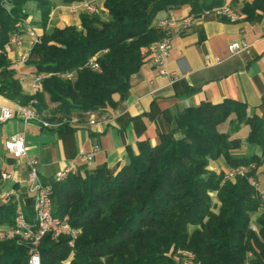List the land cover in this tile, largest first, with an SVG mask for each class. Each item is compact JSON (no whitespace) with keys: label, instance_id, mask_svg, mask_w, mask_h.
Segmentation results:
<instances>
[{"label":"trees","instance_id":"obj_1","mask_svg":"<svg viewBox=\"0 0 264 264\" xmlns=\"http://www.w3.org/2000/svg\"><path fill=\"white\" fill-rule=\"evenodd\" d=\"M29 2L39 13L36 24L43 32L30 48L27 64L31 74L45 75L41 91L31 94L23 90L22 78L5 53L16 22L28 17ZM102 3L105 18L82 12L79 26L47 30L53 0H0V94L31 106L56 124L45 128L68 132L71 125L87 124L85 112L109 113L118 106L146 60L148 46L164 33L153 25L159 11L187 4L198 15L224 0ZM263 11L264 0H249L238 13L256 22ZM93 57L97 69L89 64ZM67 72H72L69 79ZM260 106L264 107V94ZM74 110L76 116L71 115ZM46 112L48 116L43 115ZM223 123L227 128L220 130ZM175 125L159 135L156 145L138 141V153L128 149L127 162L115 172L103 164L93 169L82 164L63 181H44L51 185L52 215L67 216L80 234L73 247L66 236L54 239L45 234L38 246L41 264H64L71 251L69 264H181L178 250L191 252L199 264H245L246 252L251 251L252 262L264 264V199L247 180L264 162V112L249 114L244 103L232 99L203 102L178 113ZM242 126L249 128L245 142L258 147L259 155L233 153L242 141L232 134ZM220 157L229 167H254L247 176L224 180L221 172L207 169L210 161ZM210 192H215L217 202ZM21 199L25 218L32 220V197L22 190L19 199L0 202V226L12 224ZM260 207L256 232L250 227L251 215ZM27 257V247L14 238L0 239V264H27Z\"/></svg>","mask_w":264,"mask_h":264},{"label":"crops","instance_id":"obj_2","mask_svg":"<svg viewBox=\"0 0 264 264\" xmlns=\"http://www.w3.org/2000/svg\"><path fill=\"white\" fill-rule=\"evenodd\" d=\"M246 1L249 0H224L223 4H229L239 12ZM98 2L103 5L102 0ZM26 10L29 13L27 25L41 35L43 29L36 24L39 13L35 5L27 3ZM190 13L187 4L159 11L153 19V25L161 29L157 25L159 21L170 17L182 18ZM261 15V19L256 22H249L242 15L237 21L198 15L190 26L168 30L171 48L164 65L167 73L159 74L157 68L145 58L131 79L128 94L114 110L109 111L111 117L105 122L96 125L81 122L71 125V131L59 133L54 128L42 127L36 121L24 123L16 114L9 120L0 121V169L11 175L10 178H1L0 194L15 192L11 197L19 199L21 191L26 190V171L22 163L26 157L37 160V173L43 182L52 178L70 161L77 167L84 164L81 155L93 147L97 150L86 167L93 169L103 164L115 172L127 162L128 149L133 154L138 153V141L148 140L152 146L158 144L161 133H168L175 128L178 113L203 102L218 104L232 99L244 103L249 114L264 112V107L260 106L264 94V11ZM66 25L79 26L80 13H72L66 4L53 0L46 29ZM20 38L22 49L29 51L32 39L26 32H21ZM236 40L246 42L248 49L230 54L227 45ZM5 53L18 77L22 78L23 90L33 93L28 84L31 66L27 63L13 65L18 53L14 45L7 44ZM205 56L209 57L207 62ZM170 73H174L176 78L172 79ZM15 103L0 94V106L14 107ZM49 108L52 109V105ZM88 113L97 118L100 116L99 110ZM76 114L74 110L71 115ZM248 131V126H242L232 134V137L242 141L241 148L234 150V154H260L258 147L245 142ZM18 132L24 136L25 156L21 159H15L5 148L10 136ZM173 136L178 138L180 133H174ZM228 167L223 158L208 164V168L215 171H224ZM16 178L19 179L18 183ZM255 179L259 191L264 193V162L257 168ZM212 194L215 196V192ZM22 205L21 199L17 207ZM262 211L263 207H260L251 215L252 223L256 224Z\"/></svg>","mask_w":264,"mask_h":264},{"label":"built area","instance_id":"obj_3","mask_svg":"<svg viewBox=\"0 0 264 264\" xmlns=\"http://www.w3.org/2000/svg\"><path fill=\"white\" fill-rule=\"evenodd\" d=\"M68 10L72 13H89L98 14L102 11L103 5L99 4L98 0H79L66 4ZM198 15H210L215 18H225L229 21H237L240 15L236 9L229 4H221L211 8L204 9ZM198 15L190 13L189 15L182 18H166L158 22V26L164 32L163 35L156 41L152 42L147 49L146 59L157 68L159 74H166L165 62L170 55L171 40L168 35V30L179 27L186 28L192 24ZM26 19H20L16 22V30L10 35L8 44L14 45L18 49L17 56L13 62L14 66L25 64L29 58V51L22 49V40L20 38L21 32L26 34L32 39V45L38 41V34L35 29L27 25ZM227 49L230 54H236L241 51L248 49V44L243 40L231 41L227 45ZM206 62L209 60L208 56H205ZM215 60L218 62L219 59L216 57ZM89 64L94 69L98 68L95 62V57L91 58ZM172 79L176 78L174 73H170ZM44 74H31L29 79V86L33 91H41V81ZM66 78L72 77V72L65 73ZM16 114L22 122L28 123L31 121L39 122L42 127H50L56 125L48 120L42 118L31 106L21 105L15 103L14 107L1 105L0 106V121H6ZM88 120L87 124L96 125L107 121L111 116L109 113H102L100 116L93 117L87 111ZM75 118L71 119L74 122ZM5 148L8 153L15 159H21L25 156V145L23 133L18 132L10 136L5 143ZM97 148L93 147L91 151L81 155V161L84 164H88ZM25 167V187L27 193L32 197V211L33 218L28 221L20 206L17 207L13 222L11 225L0 226V239L3 238H14L18 245H24L27 247V264H41L40 254L38 250L41 238L45 234H49L51 238H58L60 236L68 237V244L70 247L74 246L75 240L80 234V228L73 227L68 222V217H56L51 213V185L47 182L41 181L37 173V160L34 157H26L22 161ZM254 167L253 164L238 165L236 167H228L224 172V178L233 180L236 177L247 176V172ZM77 172V166L70 161L67 165L62 167L56 172L52 179L54 181H63L69 174H75ZM10 174L7 172H1V178H10ZM248 182L256 188L261 198L264 199V193L258 189V183L255 177L248 176ZM16 183L19 179H15ZM15 192H3L0 194V200L3 203H7L11 198V195ZM250 227L256 231L258 226L251 222ZM189 262L185 264H199L194 261V256L191 252L188 253Z\"/></svg>","mask_w":264,"mask_h":264},{"label":"rangeland","instance_id":"obj_4","mask_svg":"<svg viewBox=\"0 0 264 264\" xmlns=\"http://www.w3.org/2000/svg\"><path fill=\"white\" fill-rule=\"evenodd\" d=\"M4 4L5 5H7V3H5L4 2ZM97 15H99L101 18H105V16H106V14H105V9L103 8L102 9V11L100 12V13H98ZM26 19V21H27V18H25ZM28 22V21H27ZM29 66H30V64H28ZM47 113V112H46ZM48 115V114H47ZM41 116V115H40ZM226 123H223L222 125H220V127H219V129L220 130H225L226 129ZM241 148V147H240ZM239 148V149H240ZM248 153H250V152H247V153H244L245 155L246 154H248ZM220 158H222V157H220ZM207 169L208 170H210V171H214V172H216V173H222V177H223V179L224 180H228V179H225L224 178V172H225V170L224 171H221V170H219V171H215V170H211V169H209L208 168V166H207ZM235 179V178H234ZM233 179V180H234ZM233 180H230V181H233ZM213 192H210L209 194H210V196H211V199H212V201L213 202H217V199L215 198V196H213V194H212ZM0 202H1V200H0ZM1 203H3V202H1ZM189 231H191L192 229H193V227L192 226H189ZM258 231V229L256 230V232ZM188 253H189V251H187V250H178L177 251V255H180L179 257H178V259H179V261H180V263L181 264H185V263H187V262H189L190 260H189V255H188ZM71 257H72V251H71V253L69 254V257L64 261V264H69V261H70V259H71ZM255 259V257H254V255L252 254V252L251 251H247L246 252V262H245V264H254L253 262H252V260H254Z\"/></svg>","mask_w":264,"mask_h":264}]
</instances>
